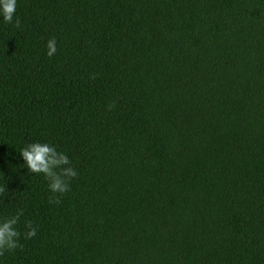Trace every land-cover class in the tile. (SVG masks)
<instances>
[{
  "label": "trees",
  "instance_id": "16d2710c",
  "mask_svg": "<svg viewBox=\"0 0 264 264\" xmlns=\"http://www.w3.org/2000/svg\"><path fill=\"white\" fill-rule=\"evenodd\" d=\"M0 22V264H264V0H18ZM57 52L48 57L46 42ZM78 175L60 203L34 141Z\"/></svg>",
  "mask_w": 264,
  "mask_h": 264
},
{
  "label": "clouds",
  "instance_id": "9594fccd",
  "mask_svg": "<svg viewBox=\"0 0 264 264\" xmlns=\"http://www.w3.org/2000/svg\"><path fill=\"white\" fill-rule=\"evenodd\" d=\"M18 0H0V22L11 24L19 28L20 19L17 15ZM57 52V42L51 38L46 42V55L52 57ZM23 166L34 175H43L47 181V189L52 193L49 203H60V196L69 190V181L78 173L71 166L68 155L58 150L56 145L48 142L34 141L25 144L19 149ZM0 186V192H3ZM23 209H18L15 214L0 215V255L5 252H13L22 247L21 236L25 240L37 235V227L32 221H24V231L18 229V224Z\"/></svg>",
  "mask_w": 264,
  "mask_h": 264
}]
</instances>
